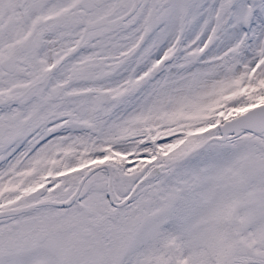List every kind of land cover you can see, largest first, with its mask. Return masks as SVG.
<instances>
[{"label":"snow or ice","instance_id":"6c2138e0","mask_svg":"<svg viewBox=\"0 0 264 264\" xmlns=\"http://www.w3.org/2000/svg\"><path fill=\"white\" fill-rule=\"evenodd\" d=\"M0 264H264V0H0Z\"/></svg>","mask_w":264,"mask_h":264}]
</instances>
